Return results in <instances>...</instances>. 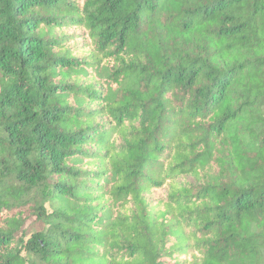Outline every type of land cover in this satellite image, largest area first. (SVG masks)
<instances>
[{"label":"trees","instance_id":"obj_1","mask_svg":"<svg viewBox=\"0 0 264 264\" xmlns=\"http://www.w3.org/2000/svg\"><path fill=\"white\" fill-rule=\"evenodd\" d=\"M0 264H264V0H0Z\"/></svg>","mask_w":264,"mask_h":264}]
</instances>
